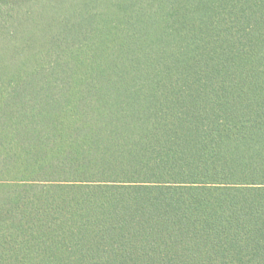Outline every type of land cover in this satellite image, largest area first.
Returning a JSON list of instances; mask_svg holds the SVG:
<instances>
[{"label":"trees","instance_id":"16d2710c","mask_svg":"<svg viewBox=\"0 0 264 264\" xmlns=\"http://www.w3.org/2000/svg\"><path fill=\"white\" fill-rule=\"evenodd\" d=\"M0 264H264V0H0Z\"/></svg>","mask_w":264,"mask_h":264}]
</instances>
